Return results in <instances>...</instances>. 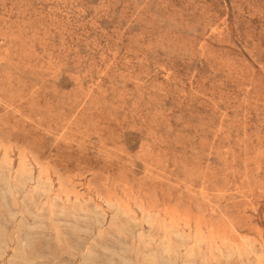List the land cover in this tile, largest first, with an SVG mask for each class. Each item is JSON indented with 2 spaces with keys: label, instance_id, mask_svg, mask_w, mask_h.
Listing matches in <instances>:
<instances>
[{
  "label": "rangeland",
  "instance_id": "1",
  "mask_svg": "<svg viewBox=\"0 0 264 264\" xmlns=\"http://www.w3.org/2000/svg\"><path fill=\"white\" fill-rule=\"evenodd\" d=\"M87 263L264 264V0H0V264Z\"/></svg>",
  "mask_w": 264,
  "mask_h": 264
},
{
  "label": "bare ground",
  "instance_id": "2",
  "mask_svg": "<svg viewBox=\"0 0 264 264\" xmlns=\"http://www.w3.org/2000/svg\"><path fill=\"white\" fill-rule=\"evenodd\" d=\"M50 195V194H49ZM88 264V263H87Z\"/></svg>",
  "mask_w": 264,
  "mask_h": 264
}]
</instances>
